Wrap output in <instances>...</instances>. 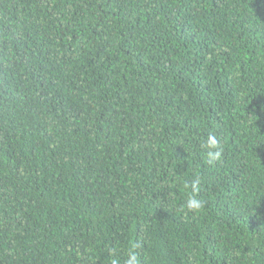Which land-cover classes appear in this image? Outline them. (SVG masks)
I'll use <instances>...</instances> for the list:
<instances>
[{
	"label": "trees",
	"instance_id": "1",
	"mask_svg": "<svg viewBox=\"0 0 264 264\" xmlns=\"http://www.w3.org/2000/svg\"><path fill=\"white\" fill-rule=\"evenodd\" d=\"M130 250L264 264V0H0V264Z\"/></svg>",
	"mask_w": 264,
	"mask_h": 264
},
{
	"label": "clouds",
	"instance_id": "2",
	"mask_svg": "<svg viewBox=\"0 0 264 264\" xmlns=\"http://www.w3.org/2000/svg\"><path fill=\"white\" fill-rule=\"evenodd\" d=\"M218 145L217 138L214 134L209 133L207 140L203 143L202 147L208 148V149H213L216 148ZM221 151L222 150H217V151H211L209 150L207 155L209 157L210 162L211 161H216L219 160L221 157ZM185 187H189V185L186 183ZM191 189L192 191L187 195V198L185 202L181 205V209H186L187 211H196L199 212L203 208V202L198 198L197 192L198 188L196 185V182H193L191 184ZM112 264H119L118 260H113ZM125 264H139L138 261V256L135 251H129L128 259L126 260Z\"/></svg>",
	"mask_w": 264,
	"mask_h": 264
}]
</instances>
